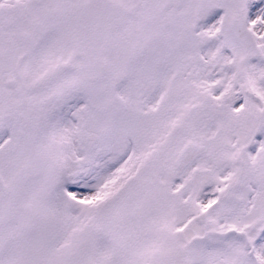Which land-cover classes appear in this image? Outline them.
Masks as SVG:
<instances>
[{"label":"snow or ice","instance_id":"snow-or-ice-1","mask_svg":"<svg viewBox=\"0 0 264 264\" xmlns=\"http://www.w3.org/2000/svg\"><path fill=\"white\" fill-rule=\"evenodd\" d=\"M0 264H264V0H0Z\"/></svg>","mask_w":264,"mask_h":264}]
</instances>
